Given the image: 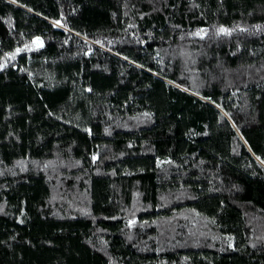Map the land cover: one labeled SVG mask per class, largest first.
I'll use <instances>...</instances> for the list:
<instances>
[{"label": "trees", "instance_id": "obj_1", "mask_svg": "<svg viewBox=\"0 0 264 264\" xmlns=\"http://www.w3.org/2000/svg\"><path fill=\"white\" fill-rule=\"evenodd\" d=\"M0 264H264V0H0Z\"/></svg>", "mask_w": 264, "mask_h": 264}, {"label": "snow or ice", "instance_id": "obj_2", "mask_svg": "<svg viewBox=\"0 0 264 264\" xmlns=\"http://www.w3.org/2000/svg\"><path fill=\"white\" fill-rule=\"evenodd\" d=\"M221 31L223 32V31H225L224 29H221Z\"/></svg>", "mask_w": 264, "mask_h": 264}]
</instances>
